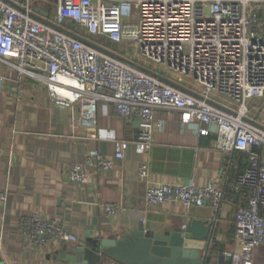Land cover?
I'll return each mask as SVG.
<instances>
[{"label": "built area", "instance_id": "built-area-1", "mask_svg": "<svg viewBox=\"0 0 264 264\" xmlns=\"http://www.w3.org/2000/svg\"><path fill=\"white\" fill-rule=\"evenodd\" d=\"M35 1L0 0V77L9 68L44 84L56 105L75 110V125L94 140L111 138L99 128L98 118L101 104H113L123 120L139 122L140 155L152 150L154 133L163 127L156 123L157 110L180 112L184 126L196 127L203 136L215 127L218 152L241 151L247 156L246 171L235 185L236 194L245 200L235 214L239 248L223 252L220 261L254 264L257 250L264 246V131L251 124L256 118L249 104L264 98V35L259 31L264 0H58L49 22L201 99L35 19ZM104 42L119 49L111 50ZM128 148L127 142L118 141L113 157L94 150L86 163L97 173L111 171ZM149 174V165L140 163L138 176L146 179ZM87 179L80 164L69 172L72 183L83 185ZM223 199L215 185L193 182L149 184L145 192L151 206L219 209ZM103 209L111 217L120 211L116 204ZM20 227L36 248L80 243L41 214L22 218Z\"/></svg>", "mask_w": 264, "mask_h": 264}, {"label": "crops", "instance_id": "crops-1", "mask_svg": "<svg viewBox=\"0 0 264 264\" xmlns=\"http://www.w3.org/2000/svg\"><path fill=\"white\" fill-rule=\"evenodd\" d=\"M57 3L58 0H36L33 13L50 21ZM128 12L125 7V17ZM259 31L264 35V24ZM249 105L253 109L259 107L254 117L264 126V98ZM74 116V109L56 105L44 84L20 77L9 68L2 70L0 197L4 201L0 202V256L3 264H72L59 259L64 247H67L66 255H70L71 250L90 239L109 238L141 224L156 234L181 229L193 221L213 226L209 264H221L223 252L239 248L235 240V214L245 200L236 194L235 185L246 171L247 156L241 151L218 152L215 127H209V135L203 136L196 127L184 126L180 112L157 110L156 123L163 127L154 133L152 150L140 155L136 151L138 121L123 120L113 104H101L98 118L99 128L110 134L109 140L90 138L75 125ZM118 141L127 142L129 148L125 158L116 161L111 171L97 173L87 165L94 150L113 157ZM142 162L150 168L146 179L138 176ZM75 164L87 171L88 179L83 185L69 180ZM191 182L219 188L224 195L220 208L151 206L145 201L149 184ZM108 204L119 207L117 215L105 214L103 207ZM35 214L57 221L80 243L31 246L22 234L20 221ZM254 263L264 264V246L257 250Z\"/></svg>", "mask_w": 264, "mask_h": 264}, {"label": "water", "instance_id": "water-1", "mask_svg": "<svg viewBox=\"0 0 264 264\" xmlns=\"http://www.w3.org/2000/svg\"><path fill=\"white\" fill-rule=\"evenodd\" d=\"M33 17L57 31L74 37L87 46L116 58L171 86H175L166 78L124 59L86 38L70 33L34 14ZM177 88L201 99L193 92ZM257 118L255 121H251V124L264 131V126L257 122ZM213 234V226L203 221H193L185 229L166 231L164 234L147 231L141 224L136 229L118 233L109 238L90 239L87 243L71 250L70 255H66L67 247H64L59 259L68 260L72 264H108L111 262L117 264H209L208 254ZM0 264H3L1 256Z\"/></svg>", "mask_w": 264, "mask_h": 264}, {"label": "trees", "instance_id": "trees-1", "mask_svg": "<svg viewBox=\"0 0 264 264\" xmlns=\"http://www.w3.org/2000/svg\"><path fill=\"white\" fill-rule=\"evenodd\" d=\"M103 43V42H102ZM105 44H106V47L107 48H109V49H111V48H113V49H115V47H113V45H111V44H107L106 42H104Z\"/></svg>", "mask_w": 264, "mask_h": 264}, {"label": "rangeland", "instance_id": "rangeland-1", "mask_svg": "<svg viewBox=\"0 0 264 264\" xmlns=\"http://www.w3.org/2000/svg\"><path fill=\"white\" fill-rule=\"evenodd\" d=\"M113 47H114V46H113ZM116 49H119V48H116ZM259 106H260V105H259ZM258 108H259V107L255 106V107H254V109H255L254 112L257 111ZM254 264H255V263H254ZM256 264H257V263H256Z\"/></svg>", "mask_w": 264, "mask_h": 264}]
</instances>
